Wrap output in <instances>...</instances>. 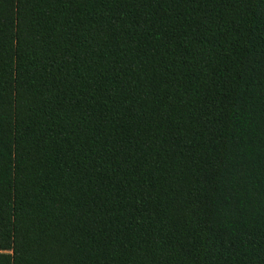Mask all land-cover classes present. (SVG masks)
<instances>
[{"label": "trees", "instance_id": "16d2710c", "mask_svg": "<svg viewBox=\"0 0 264 264\" xmlns=\"http://www.w3.org/2000/svg\"><path fill=\"white\" fill-rule=\"evenodd\" d=\"M0 264H264V0H0Z\"/></svg>", "mask_w": 264, "mask_h": 264}]
</instances>
